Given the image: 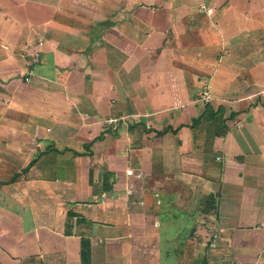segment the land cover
<instances>
[{
    "label": "crops",
    "instance_id": "obj_1",
    "mask_svg": "<svg viewBox=\"0 0 264 264\" xmlns=\"http://www.w3.org/2000/svg\"><path fill=\"white\" fill-rule=\"evenodd\" d=\"M82 239L90 264H264V0H0V264Z\"/></svg>",
    "mask_w": 264,
    "mask_h": 264
},
{
    "label": "built area",
    "instance_id": "obj_2",
    "mask_svg": "<svg viewBox=\"0 0 264 264\" xmlns=\"http://www.w3.org/2000/svg\"><path fill=\"white\" fill-rule=\"evenodd\" d=\"M201 8H203L202 5H201ZM23 55L26 57V64H27L26 72L23 74V81L29 82L31 75H32L33 65L37 64L40 61V53H39L38 48L34 44H30L29 46H27ZM105 122L107 124L116 125L121 122L122 123L130 122V119L127 116H120V117H114L111 119H107ZM217 158L219 159V157ZM217 238H218V235L216 234L212 236L211 242H210L211 246L216 245Z\"/></svg>",
    "mask_w": 264,
    "mask_h": 264
},
{
    "label": "trees",
    "instance_id": "obj_3",
    "mask_svg": "<svg viewBox=\"0 0 264 264\" xmlns=\"http://www.w3.org/2000/svg\"><path fill=\"white\" fill-rule=\"evenodd\" d=\"M80 264H90L89 241L86 239L80 244Z\"/></svg>",
    "mask_w": 264,
    "mask_h": 264
},
{
    "label": "rangeland",
    "instance_id": "obj_4",
    "mask_svg": "<svg viewBox=\"0 0 264 264\" xmlns=\"http://www.w3.org/2000/svg\"><path fill=\"white\" fill-rule=\"evenodd\" d=\"M23 56H24V55H23ZM24 58H25V61H26V57H25V56H24ZM204 97H205V98H208L207 93L204 95ZM216 159H218V158L216 157ZM219 159H220V157H219ZM203 219H204L205 223H207V222H206V219H207V218H206V217H203ZM208 221H209V220H208ZM207 229H208V227H207ZM214 234L218 235L217 232H215V231L212 232V233L210 234V237L208 238V241L211 242V238H212V236H213ZM209 239H210V240H209ZM217 240H218V238H217ZM217 240H216V245H217ZM210 242H209V244H210V246H211V243H210ZM216 245H215V246H216Z\"/></svg>",
    "mask_w": 264,
    "mask_h": 264
}]
</instances>
